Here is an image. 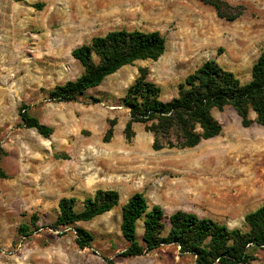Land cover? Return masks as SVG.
<instances>
[{
    "label": "rangeland",
    "instance_id": "374dc122",
    "mask_svg": "<svg viewBox=\"0 0 264 264\" xmlns=\"http://www.w3.org/2000/svg\"><path fill=\"white\" fill-rule=\"evenodd\" d=\"M227 1L246 6L245 14L228 22L198 0H0V143L9 176L0 180V264H195L176 245L121 256L129 246L121 232L122 208L134 194L160 205L168 228L178 210L242 228L245 215L264 204V128H243L232 107L214 111L221 135L194 149L156 152L141 124L134 125L131 142L124 133L130 113L120 102L140 68L165 101L208 60L250 81L264 51V0ZM121 29L160 31L165 54L122 68L78 102L51 101L56 86L84 73L72 51ZM22 105L54 129L50 138L22 125ZM114 119V136L106 143ZM99 189L117 190L121 200L113 211L76 224L94 236L91 248L78 246L73 228L46 227L60 214L63 198H75L81 211ZM34 215L41 229L20 236L19 227ZM137 232L141 240L143 221ZM251 264H264V252Z\"/></svg>",
    "mask_w": 264,
    "mask_h": 264
},
{
    "label": "trees",
    "instance_id": "16d2710c",
    "mask_svg": "<svg viewBox=\"0 0 264 264\" xmlns=\"http://www.w3.org/2000/svg\"><path fill=\"white\" fill-rule=\"evenodd\" d=\"M22 2L23 0H14ZM215 9L217 16L234 22L247 10L244 5H232L227 0H198ZM42 9V4L34 6ZM167 39L160 31L115 30L105 36L95 37L89 44L72 51V57L84 68V73L73 81L56 86L49 98L57 103L78 102L88 90L97 88L122 68L139 61H158L166 52ZM148 70L139 69V76L121 99V106L129 110L130 119L124 133L131 142L136 136L135 124L153 137L152 149L186 150L198 147L202 142L221 135L223 125L214 116V111L232 107L241 118L243 128L257 124L264 128V51L252 66L251 79L243 83L233 72L208 60L178 86V94L165 101L162 89L148 80ZM95 103L100 100L93 99ZM255 114V118L251 117ZM22 125L34 129L44 138H50L54 129L43 124L28 111L20 108ZM117 120H110L104 142L114 136ZM7 152L0 143V180L9 176L2 167ZM117 190L96 191L87 197L83 209L77 210L75 198H63L59 203L60 214L46 226L54 231L73 228L76 242L81 249L91 248L94 236L80 222H89L105 215L119 206ZM160 205L150 206L144 193L134 194L122 208L121 232L129 243L121 256L136 258L166 245H176L180 254L191 255L195 264H251L264 252V204L244 217L242 228H230L212 218L201 217L194 212L178 210L169 217ZM143 221L142 239L138 238V222ZM39 218L32 216L31 224H22L18 233L29 237L39 231ZM34 228V229H33ZM114 264L112 260H107Z\"/></svg>",
    "mask_w": 264,
    "mask_h": 264
}]
</instances>
